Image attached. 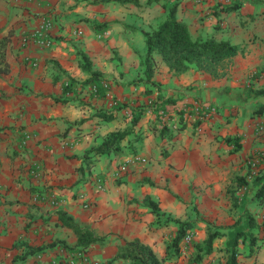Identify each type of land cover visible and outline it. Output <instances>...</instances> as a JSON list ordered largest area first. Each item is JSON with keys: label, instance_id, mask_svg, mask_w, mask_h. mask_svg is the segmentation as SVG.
Returning a JSON list of instances; mask_svg holds the SVG:
<instances>
[{"label": "crops", "instance_id": "obj_1", "mask_svg": "<svg viewBox=\"0 0 264 264\" xmlns=\"http://www.w3.org/2000/svg\"><path fill=\"white\" fill-rule=\"evenodd\" d=\"M137 1L142 5L144 0ZM166 1L168 7L175 2ZM176 2V19L193 39L229 41L236 55L214 77L194 67L175 74L155 54L150 83L143 80L142 87L131 86L129 93L120 85L101 98L83 86L88 74L81 68V54L105 81L115 77L122 83L137 73L142 78L144 55L131 35L139 24L132 19L134 4L0 0V41L6 39L0 68L7 69L0 71V264H130L112 259L134 240L150 247L162 264H219L220 255L225 264V238L217 239L222 251L203 257L202 263L192 262L185 252L174 257L171 242L178 223L195 221L187 212L191 203L204 216L196 222L195 244L207 238L205 229L211 226L206 222L229 228L247 213L254 222V242L239 243L237 262L264 264V159L257 185L255 177L248 179L247 166L255 152L264 154V134L256 132V125L264 123V95H253L264 90V0ZM234 4L237 9L224 10ZM155 7L161 9L160 19L166 16L161 4ZM46 19L53 24L52 45L23 46V38ZM102 23L110 25L98 33L94 25ZM257 72L262 74L253 80ZM70 80L72 91L64 94ZM147 87L172 100L163 108L161 99L153 101L168 115V126L156 125L152 107L141 110L134 126L130 117L122 118L126 111L111 107L114 97L145 104L141 91ZM195 103L213 106L214 113L200 119L191 111ZM100 113L114 118L105 121ZM126 129L131 134L122 142V156L84 157L109 133ZM24 134L32 137L22 145ZM130 144L135 154L127 153ZM236 178L246 184L238 185ZM79 193L90 208H82ZM146 199L157 205L159 216L144 204ZM232 199L238 208H232ZM60 217L104 241L90 245L84 261L73 259L78 238ZM47 246L52 247L30 253Z\"/></svg>", "mask_w": 264, "mask_h": 264}, {"label": "trees", "instance_id": "obj_2", "mask_svg": "<svg viewBox=\"0 0 264 264\" xmlns=\"http://www.w3.org/2000/svg\"><path fill=\"white\" fill-rule=\"evenodd\" d=\"M103 1H115L120 4L132 3L135 6L138 5L137 0H102V2ZM174 1L175 2L168 7V2L166 0H147V4H152L153 2L160 3L167 13L165 19L161 21L151 33L144 31L141 32L144 36V42L146 46V55L141 62L142 66L144 67L143 80L145 83H150L153 77L155 69V61L153 56L155 54L159 55L161 61L168 67L170 71L175 74L184 73L191 67H194L205 73H209L214 77H217L219 75V69L223 68L225 61L233 58L236 55V46L232 45L229 41H217L213 37L205 39H193L186 25L176 19L175 12L177 8V0ZM237 8L238 4H234L232 6H225L224 10L228 12ZM109 25L110 23L94 25V29L98 33H103L107 30ZM5 46L6 39H3L0 41V63H2L4 60ZM81 61L82 70L88 74V79L83 83V86H96L97 96L103 98L105 96V90L103 89L101 83L105 81V79L102 78L100 72L92 70L91 64L84 54H81ZM0 71L6 73L7 69L6 67H3L0 68ZM73 85L74 82H72V80L66 82L65 86L63 87L64 94L71 92ZM150 90L151 88L147 87L148 93H150ZM248 91L252 92L253 90L250 89ZM253 95L254 97L262 96L264 95V90L253 91ZM159 98L163 101L162 108L165 107L166 104L172 102V100L169 98L164 99L162 94L159 95ZM259 111H262L261 106H259ZM99 115L105 121H110L114 118L113 114L100 113ZM141 116V112L136 113L134 117H132L131 125H136ZM130 134L131 132L129 130L111 132L105 137L101 144L86 151L84 157L87 159L91 156L110 154L122 156L125 153V147L122 146V142ZM126 149L128 154H135L137 152V149L132 144H130ZM260 180L261 177L256 176L252 180V183L257 185L259 184ZM235 182L238 185L246 184L244 178L243 180L236 178ZM260 198L262 197L260 196ZM144 204L150 208L156 216H159L158 207L154 202L146 199ZM60 219L62 224L71 229L77 236V251L84 252L90 245L104 241V238L95 236L91 230L87 228H81L74 224L70 218L60 217ZM191 227L192 226L190 223H178L177 233L171 242V248L172 250H175L177 255L181 248L180 242L182 241L186 230ZM253 227V219L247 213H245L244 220L236 221L229 228H211V230L208 232L207 238L204 240L203 245H197V249L203 252L204 255H209L213 251V242L216 239L225 238L226 242L224 251L227 254L225 264H238V245L240 242L243 243L246 240L250 242V245L253 244ZM51 247L52 246L34 248L30 250V253L42 251ZM118 258L128 260L130 264H162L152 249L146 245H143L138 240L127 242L122 248L121 253L114 257L112 262ZM109 263H111V261Z\"/></svg>", "mask_w": 264, "mask_h": 264}, {"label": "rangeland", "instance_id": "obj_3", "mask_svg": "<svg viewBox=\"0 0 264 264\" xmlns=\"http://www.w3.org/2000/svg\"><path fill=\"white\" fill-rule=\"evenodd\" d=\"M156 5H160V4H156L155 2H153L152 4H147V0H144L142 5H137L134 8L130 9L131 13H135L134 14L135 15L134 18H132L133 22L135 20H136V23L139 22V24H136V25H138L137 28H136L137 32H132L131 35H132V37H134V41H135L134 43H135V46H136L137 50H139L140 54L144 55V57L146 55V46H145V42H144V40H145L144 36L142 35L141 32L144 31V32L151 33L157 27V25L162 20H164L165 17H166V16L165 17L163 16V18L160 19V11H161V9L159 7H155ZM139 14H141V15H139ZM199 39H204V36L200 37ZM144 57H143V59H144ZM223 68H221V69H223ZM218 73H220V72H218ZM139 74L140 73H137V75L132 80H130L129 78H127V80H123L122 83H120V81H115V80H117V78H115V77H114V79L107 80L106 82L109 85V90L108 91H110L113 88L115 89L116 87H118L120 89V87H122L120 85L126 86L125 93H129V91L131 89V86L138 87V88L142 87L140 84L143 82V77L140 78ZM256 74H258V75H256ZM260 74H262V72L254 73L252 75L253 80H255L256 76L259 77ZM261 77H263V76H261ZM144 93L146 94V95H144V97L145 98L147 97L146 99L143 97L145 99V101H144L145 104L144 103H142V104L138 103V105L135 106L134 104H132V105L129 104L130 103L129 101H128L129 103H125V100L121 101V100L116 99V97H114V98H112L111 102H115L116 104L113 105V106L111 105V107L112 108L116 107L118 110L126 111L127 113H124L122 118L130 117V119H132V117H134V115L136 113L141 112V110L144 111V109H143L144 107H147V108L149 107V109L151 108V105L149 104V101L153 102L155 99H160L159 95L161 93L160 92L156 93V91L153 90V89L150 90V93L147 92V88L143 89L141 91L142 96H143ZM135 102H139V101L136 100ZM146 102H147V104H146ZM175 113L177 115L180 112H175ZM128 114H129V116H128ZM179 115L181 116V114H179ZM176 120L178 121L179 119L177 118ZM130 124H131V122H130ZM156 125H159L160 127H166V125L163 124V122L161 121L159 116L157 117ZM131 126L128 127V128L131 129ZM233 193H234V191L232 190L231 196H232L233 199H235ZM233 199H232V205H233L232 208L233 209H235L236 207L238 208V206H235V202H234ZM198 206L199 205H197L195 203H191V205L189 207H187V212L191 213L192 218H194L195 221H190V222H186V223H190V224L195 223L194 224L195 227L193 226V228L191 227V228L187 229L186 232H185V235L188 234L192 239H193V236L195 234L194 232H195V229H196V222H201L202 223V221L204 220L203 219L204 216L198 210ZM206 224L211 226V227L205 229L206 230V234L208 235L209 230L211 228H215V227L210 225L207 222H206ZM203 243H204V241H202L200 244L199 243L195 244L194 241L192 240V242L190 244L185 245V248H183L182 247V241H181L180 242L181 248H180V252L178 253V255L176 254L175 250H172L173 253H174V257L180 256L182 253L184 254V252H185L186 255L190 259H192V262L202 263L203 257H205V256L208 257L209 256V255H204L203 252H201V251H199L197 249V245L202 246ZM215 244H217V245H215ZM221 251H222V249L220 248L218 240L216 239L213 242V251L212 252L220 253ZM220 256L221 257H219V261L218 262H219V264H222V261H221L220 258H222L223 256L222 255H220Z\"/></svg>", "mask_w": 264, "mask_h": 264}, {"label": "built area", "instance_id": "obj_4", "mask_svg": "<svg viewBox=\"0 0 264 264\" xmlns=\"http://www.w3.org/2000/svg\"><path fill=\"white\" fill-rule=\"evenodd\" d=\"M52 27H53V24L50 19L44 20L41 26H39L38 28H36L34 31L30 32L28 35H26L23 38L22 45L26 46V45L33 43L42 48H49L52 45V38L50 37V32L52 30ZM101 85L103 89L105 90V94H106L109 90L108 83L106 81H103ZM88 88L91 93L97 95L96 86L92 85V86H89ZM115 104H116L115 102H111L112 106ZM149 104L156 111V113L160 117L163 124L168 126L170 120L166 112H164L163 110L157 109L156 103L152 101H149ZM214 110L215 109L213 106H210L209 104H204V103H195L193 104L191 108L192 113L195 116L199 117L200 119L211 116L214 113ZM256 132H258V134H264V123L263 122L256 125ZM31 137L32 136L30 134H24L21 144L24 145L28 140L31 139ZM263 159H264V154L262 152H255L247 160V166L249 167L248 179L251 180L258 175L259 166L262 164ZM33 173L35 177H38L41 174L38 168H36V170H34ZM97 188L99 190L103 189L101 180H97ZM49 197H51L50 198L51 204L58 205L59 202L55 200L54 196H49ZM77 200L81 203L82 208L84 209L90 208V204L88 203V200L84 196L83 193H79L77 195ZM191 242H192V238L188 234L184 235L182 239V245L184 246L183 248H185V245H188ZM71 257L76 260L82 259L83 261L86 259L85 254L82 251H75L74 253H72Z\"/></svg>", "mask_w": 264, "mask_h": 264}]
</instances>
